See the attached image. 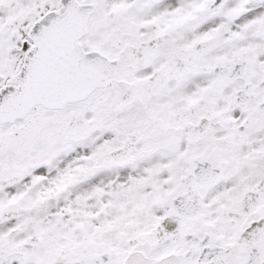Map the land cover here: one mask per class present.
I'll use <instances>...</instances> for the list:
<instances>
[{"label": "snow or ice", "instance_id": "obj_1", "mask_svg": "<svg viewBox=\"0 0 264 264\" xmlns=\"http://www.w3.org/2000/svg\"><path fill=\"white\" fill-rule=\"evenodd\" d=\"M0 264H264V0H0Z\"/></svg>", "mask_w": 264, "mask_h": 264}]
</instances>
